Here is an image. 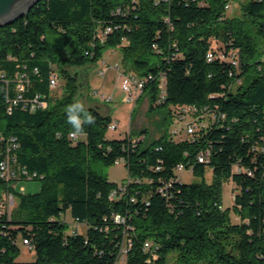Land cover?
Instances as JSON below:
<instances>
[{
    "label": "trees",
    "instance_id": "trees-1",
    "mask_svg": "<svg viewBox=\"0 0 264 264\" xmlns=\"http://www.w3.org/2000/svg\"><path fill=\"white\" fill-rule=\"evenodd\" d=\"M231 1L38 0L0 27V162L9 156L17 172L0 170V264H115L125 228L127 264H264V0H238L241 14L230 16ZM111 48L127 71L148 77L149 111L204 114L191 135L107 137L112 115L78 101L79 68ZM77 105L80 132L68 119ZM120 157L128 177L119 183L92 167ZM181 162L203 179L180 181ZM20 179H40L41 189L17 192ZM228 180L238 189L232 208L223 207ZM9 192L18 198L11 212L2 206ZM68 212L85 233L69 231ZM20 239L34 260H19Z\"/></svg>",
    "mask_w": 264,
    "mask_h": 264
},
{
    "label": "rangeland",
    "instance_id": "rangeland-1",
    "mask_svg": "<svg viewBox=\"0 0 264 264\" xmlns=\"http://www.w3.org/2000/svg\"><path fill=\"white\" fill-rule=\"evenodd\" d=\"M245 1V0H243ZM228 15H240V3L238 0L231 1V5L227 10ZM119 62V67L117 63ZM122 64L121 52L117 48H111L104 52L103 57L96 64L88 66L87 68H79L80 75L85 77L84 85L80 90L78 101L82 105H95V98L105 104L107 109L100 108L104 112L110 111L113 117V122L118 124L117 128H109L107 133L108 138H123L126 134H131L134 139L141 134V129H146V135L148 139L157 138L165 131L171 133L173 129H178V135L185 134L186 123L191 120V116L188 115L185 120L178 119L175 115L168 116V110L164 107H157L152 111L148 110L149 95L143 93L139 99L134 96L133 100L128 99V93L122 89V77L120 76V67ZM100 69H105L104 75L100 72ZM62 93V84L59 81V85L53 89V95L55 97L60 96ZM160 93V92H159ZM109 108V109H108ZM93 169L106 174L108 179L119 183L128 177V168L124 163H115L107 166L102 163H94ZM179 179L185 183L198 182L203 178L192 173L190 169H184L178 171ZM213 170L208 165L205 173V181L210 182L212 180ZM42 181L40 179H20L14 182L13 188L17 192L21 193H34L41 189ZM238 189L232 180H228L224 183L223 188V207L232 208L234 204L235 194ZM17 196L15 197V204L13 207L8 208L11 212L17 204ZM232 220L234 222L239 221V218L232 211ZM65 219L69 224V231L77 229L80 233L87 231L88 225L86 223L75 222L70 213L65 215ZM21 254L19 260L30 261L35 259V252L19 240ZM121 264V262L117 263ZM199 264H207L201 262Z\"/></svg>",
    "mask_w": 264,
    "mask_h": 264
},
{
    "label": "built area",
    "instance_id": "built-area-1",
    "mask_svg": "<svg viewBox=\"0 0 264 264\" xmlns=\"http://www.w3.org/2000/svg\"><path fill=\"white\" fill-rule=\"evenodd\" d=\"M230 3L226 4V9H229L230 7ZM110 28L107 29V31ZM214 54L213 52H209L208 53V59L212 60ZM221 56H224V54H221ZM236 62V61H234ZM117 67H119V65L117 64ZM101 73L104 75L105 70H101ZM23 77L25 76V74L22 75ZM120 76L122 77V89L128 93V99L129 100H133L134 96H136L138 98L139 94H141L144 90V86L148 80V77H142L134 72L131 71H120ZM149 77H151V75H149ZM51 86L55 87L57 84L56 81V76L52 75L51 76ZM24 88V85L21 83V81L18 84V89L22 91V89ZM159 88L162 89V96H160V99L164 97V82L163 80L160 82L159 84ZM18 98H21V92H18ZM40 105H47V102L41 101L39 102ZM196 112V108L193 106H183L181 108H177L175 109V111L173 112V115H175L178 119L180 120H185L186 117L188 115L191 116V120L187 121L186 123V131L184 135H191L196 128V124L199 123V121H202L204 119V114L201 113L199 115H194L193 112ZM182 112H187L186 114H183ZM110 128L115 129L117 128V123H113L110 125ZM179 132H181L178 129H173V131L171 132L172 136L174 137H180L183 135H178ZM74 132H72L70 134L71 137L76 138L77 134L73 135ZM133 141H137V139H133ZM13 148V145H9L7 147V152L9 153ZM210 152L209 150H204L201 151L198 155L197 158L199 161L204 162L207 160L208 156H209ZM125 162V158L124 157H120L116 160V163H124ZM158 169L160 168V166L157 167ZM186 165L184 163H178L177 164V171H182L184 169H186ZM0 170L3 176H5L7 179H10L12 177H15L17 175L16 169L11 168V162H10V157H6L5 159H3L0 162ZM36 173H34L35 175ZM126 191V185L121 184L118 188L114 189L111 193V198L113 197H118L119 195L123 194ZM5 203L2 204V206L4 207H8L11 208L14 206L15 204V196L12 192L7 193V195L5 196ZM127 217L123 216L121 214H115L114 216V220L117 223H125L126 222ZM124 239L120 245L119 251H118V255H117V259H116V263L121 262V264H127L126 263V252H127V245H128V241L126 238V232H127V228H125L124 230ZM24 242L27 244V246L31 249L32 245L30 244V241L28 239H24ZM145 247L146 248H150L151 247V243L150 242H145Z\"/></svg>",
    "mask_w": 264,
    "mask_h": 264
},
{
    "label": "water",
    "instance_id": "water-1",
    "mask_svg": "<svg viewBox=\"0 0 264 264\" xmlns=\"http://www.w3.org/2000/svg\"><path fill=\"white\" fill-rule=\"evenodd\" d=\"M38 0H0V27L26 14Z\"/></svg>",
    "mask_w": 264,
    "mask_h": 264
},
{
    "label": "clouds",
    "instance_id": "clouds-1",
    "mask_svg": "<svg viewBox=\"0 0 264 264\" xmlns=\"http://www.w3.org/2000/svg\"><path fill=\"white\" fill-rule=\"evenodd\" d=\"M77 107H79V105L69 108V112H71V114L69 115L68 119H69V123H71L75 127L77 132H80V131H82V129H81V119L76 114H74L75 108H77ZM86 122L87 123H92L91 117H88ZM75 134L76 133H73V135H75Z\"/></svg>",
    "mask_w": 264,
    "mask_h": 264
},
{
    "label": "crops",
    "instance_id": "crops-1",
    "mask_svg": "<svg viewBox=\"0 0 264 264\" xmlns=\"http://www.w3.org/2000/svg\"><path fill=\"white\" fill-rule=\"evenodd\" d=\"M118 49V48H117ZM120 51V50H119ZM121 60H122V54H121ZM117 64H119V62L117 61L116 62ZM121 66L122 67H120V71H127L126 69H125V67H124V65L123 64H121ZM102 70H105V69H102ZM129 71H131V72H134V73H136L135 71H133V70H129ZM100 72H101V69H100ZM137 74V73H136ZM143 93H141V94H139V96H138V98L137 99H139L140 98V96L142 95ZM95 102L96 103H94V104H96V106H98V107H100V108H103V110L104 109H107V106L105 105V104H103V103H101V102H99L96 98H95ZM92 106H95V105H92ZM109 109V108H108ZM102 109H100V111L101 112H103V113H105V114H107V113H110V111L108 110V112L106 111V112H104ZM117 126H118V124H117ZM160 136V135H159ZM158 136V137H159ZM141 137H143V136H141Z\"/></svg>",
    "mask_w": 264,
    "mask_h": 264
}]
</instances>
